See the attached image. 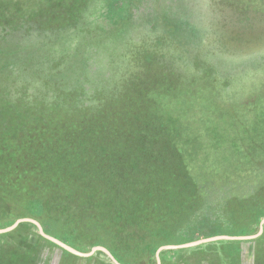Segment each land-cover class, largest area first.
Returning <instances> with one entry per match:
<instances>
[{
    "label": "rangeland",
    "instance_id": "rangeland-1",
    "mask_svg": "<svg viewBox=\"0 0 264 264\" xmlns=\"http://www.w3.org/2000/svg\"><path fill=\"white\" fill-rule=\"evenodd\" d=\"M24 2L36 4L26 9ZM36 5L42 8L38 6L36 10ZM205 5L211 10L207 26L204 24ZM5 6L8 10L3 11ZM47 7L54 11L53 15H49ZM22 9L29 10V14L22 15ZM6 33L16 47L0 53V199L7 198L5 203L0 200L1 224L11 218L16 221L31 218L44 229L39 220L43 208L35 211L36 207L29 200L52 194L49 183L39 179L36 175L39 170L33 167L47 160L48 156L42 152L48 148L37 147L55 144V149L63 152L64 149L58 148L59 130L61 122L65 125L68 119L64 112L48 113L44 108L69 99H74V103L82 100L80 103L90 107L116 93L122 99L121 104L127 106L128 101L136 97L132 85L124 87L129 79L135 83L142 79L150 82L149 74H153L179 85L204 98V121L219 124L215 125L219 127L215 133L217 137H224L227 146L246 145L251 152H255L254 148H264V0H0V42L6 41L3 39ZM66 34L79 38L81 43L76 50L62 55L23 46V42L31 38L58 43ZM91 61L102 66L101 72H89ZM49 64L54 71L48 76L47 90L28 94L19 87L17 73L20 70L30 74ZM139 88L140 84L135 86L136 92ZM130 89L134 93H128ZM175 91L178 94L179 91ZM9 95H12V104L6 101ZM181 96L184 94L179 93L178 97ZM174 99L178 106V98ZM49 114L55 117L48 126L45 117ZM188 117L186 119L192 120L193 113ZM30 121H37L32 132ZM207 127L202 129L196 125L195 135L206 136L204 131L208 130L213 133L214 129ZM250 154L253 157L249 160L239 162L253 161L255 168L263 170L264 174V156ZM64 160L76 161L72 157ZM229 160L232 161V157ZM250 183L256 184L251 189L256 201L254 207L247 206L250 201L244 197L243 190L231 194L228 187L222 189L216 182L205 183L204 189L195 188L196 205L188 210L193 211V221L180 224L186 229L187 238L195 240L182 244L222 235H257L264 219V180ZM62 190L61 195L65 197L69 190ZM178 193L180 196L176 198L182 200L195 197L185 190ZM72 194L73 201H84L78 200L74 209H67L82 214V204L89 199L92 202L88 210L93 212V218L103 216L106 204L101 203L102 192ZM238 199L242 202L231 205ZM27 223L30 222L0 234V264H114L102 251L90 257L74 255L41 236L37 226ZM107 223L92 220L71 223L67 227L65 233L83 250L52 237L88 253L102 246L96 245L97 240L109 235L112 227L107 230ZM93 224L97 227L93 228ZM216 227L221 228L222 233L211 236ZM119 230L123 232V229L113 232L123 237ZM243 231L246 234H242ZM220 243L225 244L222 254L215 249ZM117 247L125 256V263L149 264L151 260V255L134 250L137 248L133 239H118ZM88 248L91 250L85 251ZM218 256L239 264H253V259L258 257V264H264V230L250 240H217L160 253L164 264H217ZM155 259L157 264L156 254Z\"/></svg>",
    "mask_w": 264,
    "mask_h": 264
},
{
    "label": "trees",
    "instance_id": "trees-1",
    "mask_svg": "<svg viewBox=\"0 0 264 264\" xmlns=\"http://www.w3.org/2000/svg\"><path fill=\"white\" fill-rule=\"evenodd\" d=\"M31 3L24 2L23 8L28 9L36 4ZM38 6L40 5L34 6V9L39 10ZM46 9L49 15L54 14L49 7ZM2 10L6 11L8 7L5 6ZM21 12L22 15L29 14V10L22 9ZM3 39L6 41L0 42V53H6L11 46L16 47L8 33ZM17 42H21L19 37ZM149 76L152 77L150 82L142 79L135 83V80L129 79V83L124 84V87L132 85L131 89L136 93L134 100H129L127 106L121 104L122 99L118 98L116 93L105 96L97 105H91L92 107L80 103L82 100L74 103V99H69L62 104L57 102L53 107L44 108L48 113L57 110L66 113L68 119L64 121L65 125L61 122L58 146L64 150L59 152L55 149V144L38 146V149L48 148L42 152L48 157L46 161L33 166L39 170L36 174L38 178L43 182L47 181L49 191L52 192L45 195V198H29L36 207L35 211L43 208L44 213L39 220L45 232L83 250L80 246H75L72 238L65 233L67 227L71 223H90L92 220L94 223L101 220L103 223L108 222L105 227L107 230L112 227L107 235L111 238L99 239L96 245L108 248L114 257L124 264L129 263H125V256L117 247L118 239H133L137 248L134 250L151 255L149 264H156L155 254L161 246L195 240L187 238L186 229L180 224L193 221V211L188 210L196 205L194 199L198 194L193 191L198 186L204 189L205 183L216 182L222 189L228 187L227 191L231 194H238L243 190L246 192L244 197L250 201L247 206L254 207L256 201L251 189H254L256 184L250 182L264 180L263 170L255 168L253 161L249 164L239 162L253 157L250 153L264 156L263 147H253L255 152H251L250 147L246 145L227 146L224 137H217L215 133L219 128L215 125L219 124H215V121H204V98L191 94L160 76ZM156 78L158 79L155 82ZM139 84L140 88L136 92L135 86ZM131 89L128 93L133 92ZM175 89L179 91L178 94ZM179 93L184 96L179 98ZM9 96L6 101L12 104V95ZM66 96L68 97L67 94ZM175 97L178 98V106ZM75 110L82 113L75 114ZM191 113L194 118L186 119ZM52 117L55 116L49 114L45 117V125H51ZM34 123L37 121L29 122L31 132L35 127ZM191 124L192 128L189 129ZM196 125L202 129H208L207 126H210L214 131H204L206 136H196ZM203 140L204 142H201ZM68 157L76 161L73 163L64 160ZM231 157L232 161L229 160ZM62 189L69 190L65 197L61 195ZM179 190L192 192L190 196L195 197L183 200L176 198L182 193L177 194ZM76 191L83 195L86 192H102L104 196L101 203L106 204L103 216L93 218V212L88 210L92 202L89 199L82 204L81 213L84 215L67 209H74V203L80 200L73 201L72 193ZM189 199L191 200L188 201ZM0 200L5 203L7 198L2 197ZM236 202L242 201L238 199L231 205ZM78 209L80 210V207ZM15 221V218L7 220L4 224L0 221V228L11 226ZM27 224L36 228L32 223ZM93 225V228L97 227V224ZM118 229H123V232L119 230L123 237H118L113 232ZM244 231L242 234H246ZM219 233H222V230L216 227L211 236ZM90 250L91 248L85 249ZM217 264L239 263L224 258Z\"/></svg>",
    "mask_w": 264,
    "mask_h": 264
},
{
    "label": "clouds",
    "instance_id": "clouds-1",
    "mask_svg": "<svg viewBox=\"0 0 264 264\" xmlns=\"http://www.w3.org/2000/svg\"><path fill=\"white\" fill-rule=\"evenodd\" d=\"M211 20V10L208 5H205V15L204 24L207 26ZM81 41L79 38L66 34L58 43H52L49 39H26L23 42V46L26 49L36 48L40 50L47 51L49 53H55L57 55H62L66 52H71L76 50ZM47 59V58H45ZM40 68V66H37ZM102 66L97 65L95 61L90 62L89 72L96 74L101 72ZM54 71L52 65L42 68L39 71H33L30 74L23 73L20 70L17 74L20 76L18 85L20 88L24 89L28 94H35L37 92H42L48 88V76ZM23 73V74H22ZM88 87V86H87Z\"/></svg>",
    "mask_w": 264,
    "mask_h": 264
},
{
    "label": "water",
    "instance_id": "water-1",
    "mask_svg": "<svg viewBox=\"0 0 264 264\" xmlns=\"http://www.w3.org/2000/svg\"><path fill=\"white\" fill-rule=\"evenodd\" d=\"M26 222L34 223L38 227L41 236H43L45 239L57 244L61 248L69 251L70 253H72L74 255H77V256H80V257H90V256L94 255L97 251H102V252H104L105 254L108 255V257L113 261L114 264H121L106 247L98 246V247L93 248L88 253L80 252V251L70 247L69 245L63 243L62 241H60V240L48 235L44 231L42 225L38 221H36L34 219H31V218L18 219L10 227L4 228V229H0V234H4V233H7V232H10V231L14 230L16 227H18L20 224L26 223ZM263 230H264V219L261 222L260 230H259V233L257 235H253V236H225V235H222V236H215V237H211V238H208V239H203V240L190 242V243H186V244H181V245H163L157 250V253H156L157 264H162L160 253L163 250L187 248V247H192V246H196V245H199V244L212 242V241H217V240H250V239H254V238H257L258 236H260L262 234Z\"/></svg>",
    "mask_w": 264,
    "mask_h": 264
},
{
    "label": "crops",
    "instance_id": "crops-1",
    "mask_svg": "<svg viewBox=\"0 0 264 264\" xmlns=\"http://www.w3.org/2000/svg\"><path fill=\"white\" fill-rule=\"evenodd\" d=\"M224 248H225V244H223V243L217 244L216 247H215V249H217L220 254H222L224 252ZM168 259L171 261V257L170 256H168ZM218 259L222 260V259H224V257L223 256H221V257L218 256ZM163 260L164 259H162V261ZM259 262H260V259L258 257H256V258L253 259V264H258ZM162 264H164V263H162Z\"/></svg>",
    "mask_w": 264,
    "mask_h": 264
}]
</instances>
